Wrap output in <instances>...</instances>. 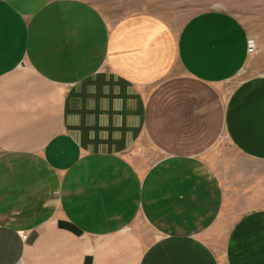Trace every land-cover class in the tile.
Instances as JSON below:
<instances>
[{
	"label": "crops",
	"instance_id": "1",
	"mask_svg": "<svg viewBox=\"0 0 264 264\" xmlns=\"http://www.w3.org/2000/svg\"><path fill=\"white\" fill-rule=\"evenodd\" d=\"M247 37L224 12L177 33L147 13L109 25L81 0H0V264H264ZM222 137L240 161L216 172ZM141 141L154 163L132 160Z\"/></svg>",
	"mask_w": 264,
	"mask_h": 264
},
{
	"label": "rangeland",
	"instance_id": "2",
	"mask_svg": "<svg viewBox=\"0 0 264 264\" xmlns=\"http://www.w3.org/2000/svg\"><path fill=\"white\" fill-rule=\"evenodd\" d=\"M94 8L103 16L109 25L119 20L136 14H152L165 21L177 33L185 30L186 25L196 16L209 12H224L232 14L241 20L247 30L248 37L255 39L257 50L250 56L258 55L260 62L259 71H264L263 52L260 51L264 41V0H81ZM184 45L188 38L187 32L182 33ZM247 53V52H246ZM250 73V72H249ZM249 75V74H246ZM235 85V81L224 84V90L229 93ZM140 157L132 159L138 165H149L158 159V154L152 150L145 141L140 143ZM138 152V153H139ZM207 160L216 172L224 168L230 161H240L233 147L225 137L220 138L218 144L208 154ZM224 172V171H223ZM225 176V175H224ZM238 216L232 214V210H226V215L220 222L217 234L212 235L215 245L219 248L222 243V235L232 225Z\"/></svg>",
	"mask_w": 264,
	"mask_h": 264
},
{
	"label": "built area",
	"instance_id": "3",
	"mask_svg": "<svg viewBox=\"0 0 264 264\" xmlns=\"http://www.w3.org/2000/svg\"><path fill=\"white\" fill-rule=\"evenodd\" d=\"M257 50V45H256V41L255 39L249 38L247 40V46H246V52L247 55L250 56L251 54H253L255 51ZM15 264H24L21 260H19L18 262H16Z\"/></svg>",
	"mask_w": 264,
	"mask_h": 264
}]
</instances>
